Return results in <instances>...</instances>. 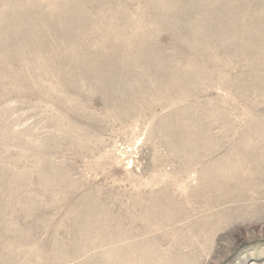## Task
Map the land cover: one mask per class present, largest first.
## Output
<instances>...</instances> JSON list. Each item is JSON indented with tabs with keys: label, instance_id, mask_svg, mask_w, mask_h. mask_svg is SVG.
Returning a JSON list of instances; mask_svg holds the SVG:
<instances>
[{
	"label": "rangeland",
	"instance_id": "374dc122",
	"mask_svg": "<svg viewBox=\"0 0 264 264\" xmlns=\"http://www.w3.org/2000/svg\"><path fill=\"white\" fill-rule=\"evenodd\" d=\"M0 264H264V0H0Z\"/></svg>",
	"mask_w": 264,
	"mask_h": 264
}]
</instances>
